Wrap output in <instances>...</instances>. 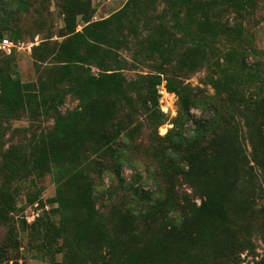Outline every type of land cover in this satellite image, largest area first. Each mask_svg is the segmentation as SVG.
I'll return each mask as SVG.
<instances>
[{
	"label": "trees",
	"instance_id": "16d2710c",
	"mask_svg": "<svg viewBox=\"0 0 264 264\" xmlns=\"http://www.w3.org/2000/svg\"><path fill=\"white\" fill-rule=\"evenodd\" d=\"M86 1H56L67 28L74 26L73 19ZM14 3L0 0V42L7 34L13 38L29 35L31 30L21 22L47 13L44 4L40 11L34 10L31 0H22L18 10L12 9ZM213 4L205 3L201 31L213 32L219 27L214 21L222 22L210 9ZM234 18L240 19V15L236 13ZM224 26L219 27L222 34L233 28L228 23ZM101 30L85 28L83 33L91 42H65L54 53L56 58L68 54L58 65L62 71L83 74L78 64L92 58L98 72L74 80L70 90L81 107L57 122L55 141L46 144L38 156L71 166L67 182H75L76 188L59 200L61 206L84 213L77 224L80 235L76 245L85 251L104 249L100 264H235L249 244L245 241L248 231L251 227L261 230L264 225V207L258 203L262 197L258 182L264 184V52L257 53L261 59L253 65L240 59L254 77L253 88L239 86L217 102L197 104L209 114V121H197L190 135L177 133L163 144L149 134L135 139L144 127L137 122L126 125L122 120V115L128 119L136 110L123 105L132 98L127 95L123 68L113 57L117 42L107 40L104 28ZM196 43L194 51L200 49L201 42ZM78 45L81 52L77 54ZM195 65L181 63L175 70ZM38 73L37 91L42 92L45 70ZM0 85L4 92L0 107L5 109L22 107L32 97L25 84L7 75ZM169 89L178 95L187 116L190 100L181 94L183 86L170 85ZM231 107L244 117V127L252 136L248 153L232 133L233 115L226 112ZM34 165L36 169L41 166L39 160ZM126 166L132 172L129 181L123 176ZM103 174L111 175L115 187L96 190L93 180L98 177L101 181ZM146 184L151 185L148 192L143 190Z\"/></svg>",
	"mask_w": 264,
	"mask_h": 264
},
{
	"label": "rangeland",
	"instance_id": "374dc122",
	"mask_svg": "<svg viewBox=\"0 0 264 264\" xmlns=\"http://www.w3.org/2000/svg\"><path fill=\"white\" fill-rule=\"evenodd\" d=\"M14 1L12 9H20L22 0ZM31 1L34 10L40 11L44 4L47 13L21 22L31 33L18 38L5 35L2 39L13 47L0 49V80L7 75L25 84L32 96L11 111L0 107V264H100L104 249L85 251L76 245L80 235L77 224L84 213L61 206L59 200L76 188L75 182H67L71 166L38 157L46 144L55 141L57 122L81 107L70 87L75 79L97 74V62L86 58L78 64L83 74L67 73L58 65L68 54L56 58L54 53L65 42H91L83 33L85 28L97 32L104 28L107 40L117 42L113 57L119 60L121 75L129 85L127 95L132 99L123 105L136 110L128 119L122 115V120L126 125L137 122L144 127L135 139L149 134L165 144L177 133L190 135L195 122L209 121V114L197 104L217 102L239 86L253 88L254 77L240 59L253 65L261 59L257 53L264 52V0H89L83 2L69 28L57 0ZM208 1L214 2L210 9L222 17L223 23L214 21L216 27L224 29L228 23L231 31L222 34L219 27L210 33L200 30ZM236 13L240 19L234 18ZM196 42H201L198 51H194ZM78 46L77 54L81 52ZM190 62L196 63L195 67L175 70L178 64ZM110 65L113 68L114 63ZM39 70H45L42 92L37 91ZM177 84L190 100L187 116L178 95L169 89ZM226 112L233 115L232 133L248 153L252 136L244 127V117L232 107ZM38 160L41 166L36 169ZM131 174L126 166V181ZM260 182L258 203L264 207V184ZM93 185L102 190L116 184L111 175L103 174L101 181L94 178ZM150 186L146 184L143 190L150 191ZM245 241L249 244L235 264H264V225L261 230L251 227Z\"/></svg>",
	"mask_w": 264,
	"mask_h": 264
},
{
	"label": "built area",
	"instance_id": "2783aa9c",
	"mask_svg": "<svg viewBox=\"0 0 264 264\" xmlns=\"http://www.w3.org/2000/svg\"><path fill=\"white\" fill-rule=\"evenodd\" d=\"M11 47H13V45L8 40H2L0 42V49H3V50L7 49L9 51Z\"/></svg>",
	"mask_w": 264,
	"mask_h": 264
}]
</instances>
